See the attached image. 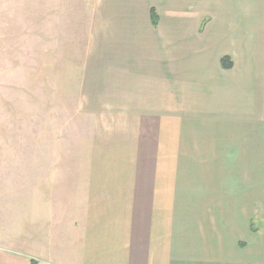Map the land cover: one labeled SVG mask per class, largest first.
Here are the masks:
<instances>
[{
    "label": "crops",
    "instance_id": "1",
    "mask_svg": "<svg viewBox=\"0 0 264 264\" xmlns=\"http://www.w3.org/2000/svg\"><path fill=\"white\" fill-rule=\"evenodd\" d=\"M93 6L77 200L0 264H264V0Z\"/></svg>",
    "mask_w": 264,
    "mask_h": 264
},
{
    "label": "rangeland",
    "instance_id": "2",
    "mask_svg": "<svg viewBox=\"0 0 264 264\" xmlns=\"http://www.w3.org/2000/svg\"><path fill=\"white\" fill-rule=\"evenodd\" d=\"M93 5L0 0V253L77 200L100 127L83 102Z\"/></svg>",
    "mask_w": 264,
    "mask_h": 264
},
{
    "label": "trees",
    "instance_id": "3",
    "mask_svg": "<svg viewBox=\"0 0 264 264\" xmlns=\"http://www.w3.org/2000/svg\"><path fill=\"white\" fill-rule=\"evenodd\" d=\"M153 13H155L154 10ZM223 65L225 67H231L232 66L231 60H229L228 58H223ZM31 264H38V262L35 259H32Z\"/></svg>",
    "mask_w": 264,
    "mask_h": 264
}]
</instances>
